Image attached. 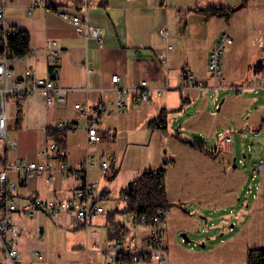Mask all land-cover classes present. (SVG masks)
<instances>
[{
    "label": "crops",
    "instance_id": "obj_1",
    "mask_svg": "<svg viewBox=\"0 0 264 264\" xmlns=\"http://www.w3.org/2000/svg\"><path fill=\"white\" fill-rule=\"evenodd\" d=\"M2 3L5 4L7 22L17 28L26 29L29 34L28 51L10 59L13 77L24 79L28 67L34 68L37 75H47L51 54L46 41L55 39L57 61L54 66L57 74L53 77L57 83L68 88L63 98L51 102H47L36 90L24 96L21 105H17L15 100L10 98L15 109L11 118L15 122V127L11 128L12 137L34 148H31L32 152L26 153L29 155V158H26L17 152H10L11 149L17 151L16 144L3 147L0 149V166L20 158L48 160L51 165L48 172L28 179L18 178L16 173H11L19 182L15 195L18 203L32 198L70 197L74 189L82 184L81 178L72 171L79 167L87 155H91L93 160L83 178L97 183L96 192L104 187L109 188L110 197L118 195L114 194V190L120 193L123 186L121 184L126 180L128 183L143 170L158 167L165 159L171 157L174 160L167 166L166 171V188L170 201L183 198L184 186L188 188L191 197L198 198L200 202L207 201L213 208L222 204L227 196L239 197L236 188L231 190L230 185H227L230 162L232 159L235 161L239 146L235 137L243 133V127L255 126L254 128L259 129V119H264V113L259 112V105L252 109L257 100L244 95L241 90L264 87L244 86L238 90L232 84H246L249 81L252 85L260 83L259 75L264 72V22L233 21L230 19L233 15L230 20L219 16L205 18L200 13L187 10L194 5H234L238 4L239 0H164L163 4L159 0H108L105 5L99 4L98 0H90L81 10L70 4L55 3L54 0H37V3H34V0H0V4ZM246 7L253 8V12L264 13V0H247L239 11L245 10ZM62 13H65L66 17ZM73 13L85 18L86 34L77 32L69 18ZM93 26L98 28L100 38L90 33L89 29ZM161 28L168 31V39L172 44L169 49L161 36ZM222 31L231 35L232 42L222 53L221 75L213 77L209 74L208 59ZM247 45H251L252 51L247 49ZM161 51L165 52V60L159 57ZM114 73L119 75L116 83L119 87L130 88L133 83L145 78L151 88L162 87V93L157 94L153 89L148 99L137 102L132 99L129 89L124 96L125 103L118 106L117 92L111 79ZM191 77L195 81L202 80L205 87H194ZM231 86L236 92L230 89ZM128 101L132 103L125 108ZM76 102L89 103L92 109L99 103L105 105L99 123V129L104 135L99 141H88L86 115L75 107ZM215 105L216 112L211 110ZM161 107L177 109L168 114L166 122L149 125L148 120L157 114ZM18 110L21 116L20 124L16 121ZM247 112L248 115L245 116ZM231 117L237 133L232 132ZM255 119L256 124H251ZM60 121L74 122L76 125L74 129L65 131L64 145H61L64 155L61 157L48 149L49 143L54 139L47 137L45 133L46 126L57 127ZM126 128L136 132L138 137L142 134L140 140L144 142L143 148L148 145L152 147L153 155L145 153L144 160L138 161L140 167L132 166L125 158L133 137L124 145L123 158L119 161L121 147L118 132ZM219 128L224 131L218 132ZM175 131L189 137L210 139L213 138L214 132H218V140H212L211 146H208L214 152L207 153L189 146L173 135ZM68 132H71V135ZM228 132L232 141L229 149L225 150L223 134ZM108 133L113 136V142L106 138ZM6 138L8 140L7 132ZM225 152L231 153L232 156ZM31 153L38 157H33ZM251 153L261 157L263 147ZM242 156H246V152ZM103 160L110 163L109 169L101 168ZM61 162L65 164L66 172L61 168ZM257 162L264 163L263 160ZM111 168L118 171L113 179L105 181L102 177L104 171ZM259 170L264 168L251 169ZM123 171L133 175L123 180ZM99 184L101 189H98ZM179 186L182 188L181 193H174V188ZM114 205L116 204L105 208L108 211ZM124 205L125 200L119 204L120 208ZM107 211L98 214L88 224H74L66 213L52 218L63 223L62 219L58 218L66 216L73 227L88 228L92 225L93 233L96 231L94 225L106 230ZM122 221L129 226L132 233L140 237L150 230V227L143 224L129 225L128 216L126 221ZM25 228L23 223L18 227V243L26 231ZM40 230L41 228L37 227V231ZM19 248L21 252L22 247Z\"/></svg>",
    "mask_w": 264,
    "mask_h": 264
},
{
    "label": "rangeland",
    "instance_id": "obj_2",
    "mask_svg": "<svg viewBox=\"0 0 264 264\" xmlns=\"http://www.w3.org/2000/svg\"><path fill=\"white\" fill-rule=\"evenodd\" d=\"M245 4L237 7L235 12L241 10L240 8ZM230 19L233 21L264 22V13L263 11L253 12V8L246 7L245 10L234 13ZM247 49L252 51L251 45H247ZM236 84H232V86ZM232 86L230 89L236 92V89ZM241 91L244 95L257 100L254 102L252 109L259 105L261 107L259 112L264 113V88L242 89ZM221 98L222 95L218 103ZM131 103L125 105V108H128ZM216 107L217 105L211 110L213 109L216 112ZM7 108L6 132L8 140L0 136V149L5 146L9 147L13 143L17 145V151L11 149V153L15 154L17 152L21 157L29 158L26 153L32 152L33 149L31 148H34V146L20 143L12 137L11 128L12 126L15 127V122L11 118L15 109L13 101L10 99L7 101ZM248 112L245 116L248 115ZM256 120H252L251 124L255 125ZM259 120L261 121L257 124L260 127L259 129L254 128L255 126H246L241 130L243 133L237 134L235 137L239 146L235 161L232 159L230 162L227 185H230L231 190L236 188L238 198H236V195L234 197L232 195L227 196L222 204H217L213 208L207 201L200 202L198 198L191 197L188 194V188L184 186L183 198H179L178 201H171L172 205L167 209L164 235L166 252L163 253V256L166 258V264H246L247 248L264 246V170L251 171L255 165L254 162L264 161V119L263 121ZM230 125L232 127L234 125L232 117L230 118ZM254 130H259L260 134L254 135ZM219 131L224 130L219 128ZM218 132L213 133L212 139L206 137H200L199 139H204L206 144L211 146L212 140H218ZM232 132L237 133L234 127ZM68 134L71 135V132H68ZM145 135L144 132L143 136ZM225 135L223 134V136ZM134 137H137V139ZM141 137L142 134L138 137L136 132H132L128 128L118 132L121 147L119 152L120 162L123 158L124 145L129 139H132L133 142H129V146H131L127 150L125 158L132 166L140 167L138 161L144 160L145 153L150 156L153 155L151 146L148 145L147 148H143L142 143L144 142L140 140ZM113 139L109 140L112 141ZM251 147H253L252 150L249 149ZM259 147H263V156H254L251 151L254 152ZM244 152H246V156L243 157ZM225 154L232 156L231 153L225 152ZM31 155L35 158L38 157L34 153H31ZM50 158L52 159L53 156ZM104 159L108 160L107 158ZM147 159H149V156ZM243 169H245V173ZM107 172L109 170L104 171L102 176L105 181L115 177L114 175L110 178ZM122 174L123 180L126 179L125 177L133 175V173H125L124 171ZM121 185H123L121 187L126 186L127 180ZM101 188L102 186L99 184L98 189ZM181 189V186L175 187L173 192L181 193ZM114 194L118 195L102 201L104 207H108L110 204L121 205L123 200L119 198V191L114 190ZM12 215L18 227L21 223L26 227L24 229L26 231L23 232L21 237L19 236V246L22 247L21 257L28 264H102L104 262L106 257L104 248H108L109 243L106 230L103 227L101 229L99 226L94 225L96 231L91 233L92 225L88 228L85 226L73 227L68 222L67 217L63 215L58 218L62 219L63 223H59L56 218H52L45 212L39 214L13 212ZM126 217V213L118 214V218L121 220L126 221ZM129 225L131 224L129 223ZM37 227H40L41 230L37 231ZM182 233H185L188 240L184 239ZM35 251L38 252V255L33 253ZM6 261L4 255L0 252V262L5 263ZM150 264L158 263L153 262Z\"/></svg>",
    "mask_w": 264,
    "mask_h": 264
},
{
    "label": "built area",
    "instance_id": "obj_3",
    "mask_svg": "<svg viewBox=\"0 0 264 264\" xmlns=\"http://www.w3.org/2000/svg\"><path fill=\"white\" fill-rule=\"evenodd\" d=\"M34 3H37V0H34ZM4 5L3 3L0 4V136L6 138V105L8 99L12 98L17 105H21L23 97L36 90L44 96L47 102H51L55 99L63 98L68 88L57 83L53 77L57 74V69L54 66L57 61L55 39H48L46 41V45L50 48L51 54V61L49 63L50 70L47 75H37L34 68L28 67L25 70L24 79L13 77L10 59L16 56V54L13 53V50L8 44V37L16 34L17 27L7 22ZM62 15L66 17L65 13H62ZM69 18L75 25L78 33L86 34L87 24L84 17L78 13H73ZM89 30L92 36L100 38L97 27L93 26ZM160 33L165 40L166 48H171L172 44L168 39V31L161 28ZM231 42L232 37L226 31H222L217 37L208 59V70L211 76L219 77L222 73V53ZM159 57L165 60V52H159ZM259 76L261 81L256 85H252V82L249 81L246 84L240 83L233 87L238 90L242 89L244 86L264 87V72H261ZM111 79L114 83L113 88H115L117 92L116 104L118 106L125 103L124 96L129 89L132 92V99L135 101L148 99L153 89L157 94L162 93L163 89L162 87L151 88L145 78H142L137 83H133L130 88L119 87V85L116 84L119 80V75L117 73L112 74ZM191 81L196 87H205L202 80L195 81V79L191 77ZM75 107L86 115V133L88 141H99L104 135V132L99 129V123L105 105L99 103L92 109L89 103L76 102ZM75 126L74 122L60 121L56 128L69 131L74 129ZM258 133V130L253 131L255 135ZM106 136L109 139L113 138L109 133L106 134ZM223 139L226 146L225 150H228L229 144L232 141V136L226 134ZM48 149L59 157L64 155V148L55 140L49 143ZM92 160L93 157L87 155L81 161L79 167L72 171V173L81 178L82 184L74 189L70 197H55L50 199L32 198L25 200L23 203H18L15 199L19 182L16 178L11 176V173H16L17 176H19L18 178L28 179L38 174L48 172L51 166L50 163L48 160L37 161L23 160L20 158L8 161L0 166V252L7 260L5 263L0 262L1 264H27L23 262L21 257L18 243L19 230L13 219V212L22 214L45 212L51 217H57L62 213H66L70 216L74 224H88L98 214L107 211L102 205V201L94 198L97 183L94 181H87L83 178L86 170L92 164ZM60 166L66 172L63 162H61ZM100 166L106 170L111 167L110 163L105 160L101 161ZM260 168H264V163L256 162L254 170ZM127 216L131 225L143 224L150 227V230L143 237L131 232L120 241H110L108 248L105 249L106 261L104 264H117V259L121 256V252L123 251L131 254V260L126 264H150L153 262L166 264V258L163 256V253L166 252L164 235L167 223V208L158 207L150 218H148L145 213H137L135 211L128 212ZM34 254L38 255V252L35 251ZM148 257L150 258L148 259Z\"/></svg>",
    "mask_w": 264,
    "mask_h": 264
},
{
    "label": "trees",
    "instance_id": "obj_4",
    "mask_svg": "<svg viewBox=\"0 0 264 264\" xmlns=\"http://www.w3.org/2000/svg\"><path fill=\"white\" fill-rule=\"evenodd\" d=\"M90 0H54L55 3H66L74 8L81 10ZM161 4L164 0H159ZM247 0H239L236 5L231 4H207L194 5L188 7L187 10L202 14L205 18L211 16L223 17L225 20L236 11L237 7L244 5ZM99 4H107L108 0H98ZM50 7V6H49ZM8 44L16 55L25 54L29 49V34L26 29L17 28L14 35L8 37ZM177 109L161 107L157 114L153 115L148 124L151 126L157 125L159 122H166L168 114ZM20 110L17 112L16 121L20 124ZM47 137L53 138L60 145H64L66 133L63 129L48 125L45 128ZM173 135L180 141L189 146L199 149L203 152L213 153L204 139L189 137L175 131ZM173 158H167L163 163L155 168L145 169L137 176L128 181L127 185L120 189L119 198L125 200L124 207L114 205L108 209L105 225L107 226V238L109 241H120L127 237L131 230L129 226L118 218L119 213H128L135 211L137 213H145L148 218L152 216L158 207L169 208L172 202L168 199L166 188V171L167 166L173 162ZM113 161V158H112ZM118 169L111 168L107 175L111 178L116 175ZM19 187V183H18ZM18 189V188H17ZM16 195V194H15ZM94 198L96 200H108L110 198V189L104 187L99 192L95 191ZM150 257H148L149 259ZM131 260L129 252H121V256L117 259V264H126ZM1 264V263H0ZM246 264H264V246H251L246 250Z\"/></svg>",
    "mask_w": 264,
    "mask_h": 264
},
{
    "label": "water",
    "instance_id": "obj_5",
    "mask_svg": "<svg viewBox=\"0 0 264 264\" xmlns=\"http://www.w3.org/2000/svg\"><path fill=\"white\" fill-rule=\"evenodd\" d=\"M182 234L184 235V239H185V240H188V238L185 236V233H182Z\"/></svg>",
    "mask_w": 264,
    "mask_h": 264
},
{
    "label": "bare ground",
    "instance_id": "obj_6",
    "mask_svg": "<svg viewBox=\"0 0 264 264\" xmlns=\"http://www.w3.org/2000/svg\"><path fill=\"white\" fill-rule=\"evenodd\" d=\"M195 87V86H194Z\"/></svg>",
    "mask_w": 264,
    "mask_h": 264
}]
</instances>
